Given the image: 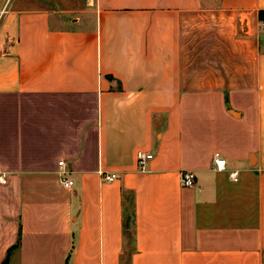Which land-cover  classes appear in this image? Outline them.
<instances>
[{
	"label": "crops",
	"instance_id": "crops-1",
	"mask_svg": "<svg viewBox=\"0 0 264 264\" xmlns=\"http://www.w3.org/2000/svg\"><path fill=\"white\" fill-rule=\"evenodd\" d=\"M4 261L264 264V0H0Z\"/></svg>",
	"mask_w": 264,
	"mask_h": 264
},
{
	"label": "rangeland",
	"instance_id": "rangeland-1",
	"mask_svg": "<svg viewBox=\"0 0 264 264\" xmlns=\"http://www.w3.org/2000/svg\"><path fill=\"white\" fill-rule=\"evenodd\" d=\"M27 8H46L57 10L66 20L85 16L87 11L93 9L95 0H24Z\"/></svg>",
	"mask_w": 264,
	"mask_h": 264
},
{
	"label": "built area",
	"instance_id": "built-area-1",
	"mask_svg": "<svg viewBox=\"0 0 264 264\" xmlns=\"http://www.w3.org/2000/svg\"><path fill=\"white\" fill-rule=\"evenodd\" d=\"M152 159V155L150 153L138 151L136 153V160L139 168L142 170L144 165ZM213 164L214 167L217 171L221 172L225 170L226 167V161L219 157V155L215 154L213 157ZM63 162L59 163V166H62ZM236 176L237 173L233 172L230 174V178L233 181H236ZM116 179L115 175H103V180L105 182H112ZM2 183L4 181H1ZM179 182L182 187H193L196 182V177L192 172L186 171V172H181L179 176ZM61 185L65 188H71L73 186V181L69 180L66 178V176L63 174L61 175Z\"/></svg>",
	"mask_w": 264,
	"mask_h": 264
},
{
	"label": "trees",
	"instance_id": "trees-1",
	"mask_svg": "<svg viewBox=\"0 0 264 264\" xmlns=\"http://www.w3.org/2000/svg\"><path fill=\"white\" fill-rule=\"evenodd\" d=\"M3 264H6V261H4Z\"/></svg>",
	"mask_w": 264,
	"mask_h": 264
}]
</instances>
